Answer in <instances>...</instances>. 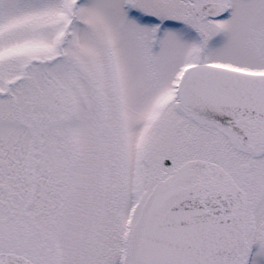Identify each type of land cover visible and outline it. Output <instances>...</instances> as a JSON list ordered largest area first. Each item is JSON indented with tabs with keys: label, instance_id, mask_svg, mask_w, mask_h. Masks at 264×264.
<instances>
[{
	"label": "snow or ice",
	"instance_id": "6c2138e0",
	"mask_svg": "<svg viewBox=\"0 0 264 264\" xmlns=\"http://www.w3.org/2000/svg\"><path fill=\"white\" fill-rule=\"evenodd\" d=\"M0 264H264V0H0Z\"/></svg>",
	"mask_w": 264,
	"mask_h": 264
}]
</instances>
